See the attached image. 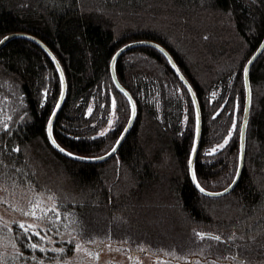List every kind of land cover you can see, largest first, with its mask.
<instances>
[{
	"label": "trees",
	"instance_id": "obj_1",
	"mask_svg": "<svg viewBox=\"0 0 264 264\" xmlns=\"http://www.w3.org/2000/svg\"><path fill=\"white\" fill-rule=\"evenodd\" d=\"M11 34L41 40L61 64L67 94L53 134L82 157L111 151L130 120V103L111 74L115 53L134 42L161 45L199 101V184L219 192L234 181L244 69L264 40V0H0V41ZM116 73L136 102L135 123L115 156L84 163L58 153L48 137L62 92L50 58L24 38L0 50V108L7 115L0 130V184L53 196L59 213L32 228L29 235L40 236L31 239L17 226L0 225V264H70L81 241H116L129 251L144 246L150 255L167 250L183 264H229L234 255L243 262L248 250L264 251V52L250 71L243 174L219 198L202 195L191 181L196 111L164 55L153 47L133 48L118 59ZM169 89L181 91L184 103L169 97ZM113 110L115 129L100 136ZM197 233L221 239H200Z\"/></svg>",
	"mask_w": 264,
	"mask_h": 264
},
{
	"label": "water",
	"instance_id": "obj_2",
	"mask_svg": "<svg viewBox=\"0 0 264 264\" xmlns=\"http://www.w3.org/2000/svg\"><path fill=\"white\" fill-rule=\"evenodd\" d=\"M16 38L28 39V40L34 42L35 44H37L50 58V60L54 64V66H55V68H56V70L60 76L61 83H62V92H61V96H60L59 102L57 104V107H56V109H55V111H54V113H53V115L49 121V122H51V135H49V124H48V137H49L52 145L54 146V148L58 151V153H60L64 157H67V158L75 160V161L92 164V163L105 162L117 154L118 150L122 146L123 142L127 138L128 134L130 133V131H131V129L135 123L136 114H137V107H136V102H135L134 98L127 91V89H125V87L120 83V81L118 79V76L116 73V63H117L118 59L127 51H129L133 48H136V47L147 46V47H153V48L159 50L164 55V57L167 59V61L171 65L175 75L178 77V79L181 81L182 85L184 86V88L188 92V94H189V96H190V98L194 104L195 111H196V137H195L194 147H193V150H192V153L190 156V161H189L190 177H191V181H192L194 187L196 188V190L199 193H201L204 196L211 197V198H219V197H223V196H226L229 193H231L235 189V187L238 185V183L242 177L244 166H245L246 135H247V129H248V123H249V117H250V109H251L250 71H251V68L254 65V63L261 56V54L264 52V40H263L262 44L259 46V48L256 50V52L252 55V57L250 58V60L248 61V63L245 66V69H244L246 99H245V107H244L242 126H241V131H240V160H239V166H238L237 174L234 178V181L226 189L219 191V192H210V191L205 190L203 187H201V185L198 182L196 172H195V165H196V161H197V157H198V153H199V149H200V145H201V138H202V117H201V110H200L199 101H198V98H197V95L195 93L194 88L191 86L188 79L180 71L175 60L173 59V57L170 55V53L165 48H163L161 45L154 43V42L143 41V42H134V43L127 44V45L123 46L122 48H120L115 53V55L112 59V62H111V74H112V78H113L115 86L127 98V100L130 103V106H131L130 120H129L127 126L125 127L123 133L121 134L120 138L118 139L117 143L115 144V146L112 148L111 151H109L107 154H105L103 156H99V157H82V156L75 155V154L69 152L68 150H66L65 148H63L57 142V140L55 139L54 134H53V128H54L55 121L58 117V114H59L63 104H64L66 94H67V82H66V77H65V74H64V71H63L61 64L59 63L58 59L53 54V52L41 40H39L33 36L27 35V34H11V35L4 37L0 41V50L3 49L8 42H10L11 40L16 39ZM53 140L55 141V143L52 142ZM61 149H63V151H61ZM193 174L195 175V179H193ZM201 189H203V191H201ZM205 236L215 237V235H212V234H205ZM112 245L113 246H120V244H112ZM89 248L95 249V250L98 249L97 247H89ZM141 256H152L156 261L160 260L163 262H169V263H174V264H183L184 263L179 259L169 257V256L150 255L146 251H143V252L132 251V250L129 251V257L130 258L141 257ZM195 258H198V257H190V262H192ZM235 259H237V258H235ZM229 264H233V263L230 261Z\"/></svg>",
	"mask_w": 264,
	"mask_h": 264
},
{
	"label": "rangeland",
	"instance_id": "obj_3",
	"mask_svg": "<svg viewBox=\"0 0 264 264\" xmlns=\"http://www.w3.org/2000/svg\"><path fill=\"white\" fill-rule=\"evenodd\" d=\"M156 106L158 112L162 109V101H161V95L159 88H156ZM169 97L176 98L177 101L179 100L184 103L181 91H175L174 89H169L168 93ZM218 94H214L216 97ZM96 102H91L88 114H90L95 106ZM1 106V104H0ZM57 107V106H56ZM4 114L2 113V110L0 108V130L3 126L4 122L6 121L7 115L3 117ZM162 116V115H161ZM243 119V115H242ZM115 121H116V113L114 110L110 113L108 116V122L105 124V126L101 127L99 130V135L103 136L106 135L109 131L115 129ZM186 123V109L184 110L182 124ZM127 126V125H126ZM101 133H104L101 135ZM123 133V132H122ZM120 138V137H119ZM118 138V139H119ZM118 141V140H117ZM117 143V142H116ZM222 148V147H219ZM214 152V151H212ZM38 205V207H37ZM55 206L56 203L53 196L47 195V194H31V193H18L14 191L6 190L1 184H0V225L2 227H5V224L7 225L6 228L12 229L14 226H17L19 228V224L23 223L26 226L31 224L33 225V230H36V227L39 226V224L46 220L48 217L55 215L56 212L50 211V209ZM17 209H22L24 212H31L33 209H35L36 217L44 216V220L37 219L32 216H25L22 214L21 211H18ZM46 214V215H45ZM229 240V239H228ZM233 243V246L235 248L239 247V242L237 240H229ZM255 242V241H250ZM118 242L104 240V241H95V242H86L81 241L79 243L80 250L76 251L75 255L72 258V261L70 264H173L169 262H163V261H156L152 256H141V257H129V249L127 245L119 247V246H110V244H116ZM122 243V242H120ZM124 243V242H123ZM97 247L98 249H91L89 247ZM3 247V241L0 240V248ZM250 249V247H248ZM133 250L143 251L148 250L146 247L141 246L139 248H134ZM243 250H247L244 248ZM256 253H250L249 250L248 253L246 252L244 254V257L246 259L243 261V264H264V251L261 249L254 248ZM196 254L204 256V253H200L201 251H195ZM156 255H164L173 257L180 260V257L176 255L174 252H168L167 250H159V251H153ZM236 253L238 251L236 250ZM192 255H195L192 254ZM235 258H240L239 255H234L229 258V261L233 262V264H241V262L237 261ZM186 257L184 256L183 259Z\"/></svg>",
	"mask_w": 264,
	"mask_h": 264
},
{
	"label": "snow or ice",
	"instance_id": "obj_4",
	"mask_svg": "<svg viewBox=\"0 0 264 264\" xmlns=\"http://www.w3.org/2000/svg\"><path fill=\"white\" fill-rule=\"evenodd\" d=\"M103 134L104 133H101V135H103ZM49 135H51V122H49ZM52 142L55 143L54 140ZM225 143H227V141ZM220 147H223V145H221ZM61 151H63V149H61ZM213 151H215V150H213ZM193 179H195V175L194 174H193ZM201 191H203V189H201ZM37 207H38V205H37ZM17 210L18 211H21L22 214L25 215V216H32V217H35L37 219H43L44 218V216L36 217L35 209H33L31 212H24L22 209H17ZM50 211L56 212L55 206H53L50 209ZM57 216H59V213L58 212H57ZM5 227H7L6 224H5ZM19 228L23 229L24 234L26 236H28L29 239H31V235L40 236V232L39 231L32 232V234L29 235L30 230L33 228V225H31V224H29V225L26 226L25 224L21 223V224H19ZM197 235L199 236L200 239H205L206 238L205 234L197 233ZM212 239H215V240L219 241L221 238L219 236H215V237H212ZM91 242H94V241H91ZM30 247L36 248L37 245L35 243H33V244L30 245ZM76 250H78V251L80 250V246L79 245L76 246ZM41 251H43V249H41ZM57 251L63 252L64 250L63 249H58ZM20 255H22V254H20ZM233 259H235V257H233ZM41 264H42V262H41ZM241 264H243V262H241Z\"/></svg>",
	"mask_w": 264,
	"mask_h": 264
}]
</instances>
